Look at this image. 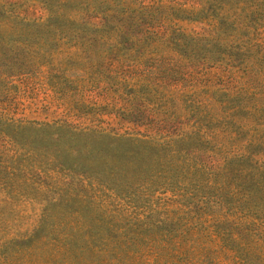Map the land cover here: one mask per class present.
Here are the masks:
<instances>
[{
    "label": "rangeland",
    "instance_id": "rangeland-1",
    "mask_svg": "<svg viewBox=\"0 0 264 264\" xmlns=\"http://www.w3.org/2000/svg\"><path fill=\"white\" fill-rule=\"evenodd\" d=\"M0 264H264V0H0Z\"/></svg>",
    "mask_w": 264,
    "mask_h": 264
}]
</instances>
